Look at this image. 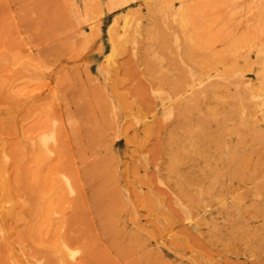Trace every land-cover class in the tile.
I'll use <instances>...</instances> for the list:
<instances>
[{
	"label": "rangeland",
	"instance_id": "1",
	"mask_svg": "<svg viewBox=\"0 0 264 264\" xmlns=\"http://www.w3.org/2000/svg\"><path fill=\"white\" fill-rule=\"evenodd\" d=\"M0 146V264H264V0H0Z\"/></svg>",
	"mask_w": 264,
	"mask_h": 264
},
{
	"label": "bare ground",
	"instance_id": "2",
	"mask_svg": "<svg viewBox=\"0 0 264 264\" xmlns=\"http://www.w3.org/2000/svg\"><path fill=\"white\" fill-rule=\"evenodd\" d=\"M223 108V107H222ZM184 109H185V107H184ZM11 117V116H10ZM6 120V119H5ZM56 133V132H55ZM56 137V136H55ZM4 143V142H3ZM59 143V142H58ZM58 143H57V145H58ZM60 144V143H59ZM26 145H28V144H26ZM44 145V144H43ZM56 145V146H57ZM61 145V144H60ZM41 146V145H40ZM39 146V147H40ZM49 146V145H48ZM1 147V146H0ZM5 147V146H4ZM38 147V148H39ZM44 147V146H43ZM61 147H62V145H61ZM3 148V147H2ZM18 148V147H17ZM25 149V148H24ZM2 152H3V149H0ZM21 150V149H20ZM28 150V149H27ZM1 151H0V154H1ZM24 151H26V150H24ZM32 151V150H31ZM50 151V150H49ZM62 152H63V150H61ZM179 149L177 150V151H172V155H171V158H170V161H169V170L170 171H174L175 170V167L177 166V164H178V162L181 160L180 159V156H179ZM21 152V151H20ZM61 152V153H62ZM4 154V153H3ZM2 154V155H3ZM26 154V153H25ZM55 154V153H54ZM1 156V155H0ZM4 156H7V155H4ZM55 157V156H54ZM7 158H9V157H7ZM2 159L4 160L5 158H3L2 157ZM1 159V160H2ZM22 160H23V158H21ZM11 160V159H10ZM4 162L5 161H3V164H2V167L1 168H3L4 166H5V164H4ZM191 162H192V160H191ZM6 164H8L7 163V159H6V162H5ZM26 163V162H25ZM24 163V164H25ZM16 164V163H15ZM4 165V166H3ZM19 165H21V164H19ZM3 169H5V167L3 168ZM20 169H21V167H20ZM23 169H24V167H23ZM195 169H197V168H195ZM6 170H3V173L5 172ZM25 171V170H24ZM22 172V171H21ZM51 172V171H50ZM3 173H2V175H3ZM67 173V172H66ZM5 174H6V172H5ZM40 173H35L34 174V176L32 175V177H31V180H34V178H36V181L34 182L35 184L34 185H32L31 184V180L29 181V183L30 184H25L24 185V187H23V190H24V192L26 191V188L28 189H32V191H36L37 192V190L38 191H40V187H39V189H38V186H40L39 185V183H41V185H43L42 184V182L43 181H41V175H39ZM46 175V174H45ZM66 175V174H65ZM71 175V174H70ZM75 175V174H74ZM73 175V176H74ZM4 177L6 176V175H3ZM12 176V175H11ZM14 176V175H13ZM3 177V178H4ZM17 177V176H16ZM16 177L15 178H9V179H4L5 180V182H4V196L5 197H8V196H12V192L17 188V190H19V189H21L20 188V186H22L21 185V181L20 180H22V183H24L23 181L25 180L24 178L23 179H18V180H16ZM19 177H21V176H19ZM48 177V176H47ZM43 178V177H42ZM66 178H68V177H66ZM72 178V177H71ZM40 179V180H39ZM54 180V179H53ZM68 180V179H67ZM26 181V180H25ZM40 181V182H39ZM63 181V180H62ZM71 181V180H70ZM75 181V180H74ZM17 182V183H16ZM53 182V181H52ZM51 182V183H52ZM71 182H73V181H71ZM54 183V182H53ZM65 183V182H64ZM138 183V182H137ZM14 184H17V187H15V185ZM71 185H72V183H70ZM115 184V183H114ZM146 184H147V181H146ZM45 185V184H44ZM64 185V184H63ZM144 185V184H143ZM65 186V185H64ZM66 186L67 187H70L69 186V183H67L66 182ZM43 187V186H42ZM72 187V186H71ZM70 187V188H71ZM143 187V186H142ZM66 188V187H65ZM178 188V187H177ZM49 189H50V196L51 197H53V199H54V201H58V200H60V198L62 197V192L60 191V186H55V187H53V184H51L50 186H49ZM183 189V188H182ZM42 191H43V189H42ZM41 191V192H42ZM116 192V191H115ZM40 193V192H39ZM39 193H38V196H39ZM17 195H19V194H17ZM156 195V194H155ZM150 196V195H149ZM156 197H157V195H156ZM18 198V197H17ZM38 198H41V195L38 197ZM1 199V198H0ZM19 200L17 201L16 200V202L13 204L12 202V206H11V208L10 209H8L5 213H3L2 214V217L0 218V222H2V223H4L5 225L6 224H9V225H12L14 222H16V221H18V220H20V218H21V216H22V212H23V208H24V206H25V204H24V201L23 200H20V198H18ZM22 199V198H21ZM3 200V199H2ZM37 200V199H36ZM74 200V199H73ZM11 201V200H10ZM40 201H42L41 202V204H39V202ZM45 201V200H44ZM54 201L52 202V203H54ZM39 202L38 201H36V205H35V207H34V215L36 216L37 215V209H39V208H41L42 210H43V207H41V206H43V205H45V203L43 202V200L42 199H40L39 200ZM50 202V201H49ZM54 205V204H53ZM180 205V204H179ZM46 207V206H45ZM198 207V206H197ZM135 208V207H134ZM183 208V207H182ZM7 209V208H6ZM31 211V210H30ZM32 211H33V209H32ZM186 212H187V214H188V211L186 210ZM33 214V213H32ZM70 215H71V217H73L75 214H74V212L73 213H70ZM33 217V216H32ZM70 217V216H69ZM187 217V216H186ZM67 218V217H66ZM30 221H31V219H30ZM64 221V220H63ZM71 221V220H70ZM39 224H40V221L38 222ZM47 223H48V226H49V231H50V234L52 235V237H53V239H54V241L55 242H59V247L60 248H62L63 249V251H64V253L66 252V248L68 249V250H70V248H68V244H70L71 242H73V241H77V237H76V235L75 234H72L71 232H68V231H66L65 233L63 232V234H61L60 233V231H59V229H60V223H61V219H59V220H56V219H53V218H47ZM135 223V222H134ZM1 225V224H0ZM25 227H27V226H25ZM6 228V227H5ZM4 228V229H5ZM36 229V228H35ZM40 229V228H39ZM137 229V228H136ZM19 231V230H18ZM23 231V230H22ZM41 232H40V234L42 233L43 234V232H42V229L40 230ZM72 232H73V229H72ZM136 232V231H135ZM141 232H142V230H141ZM139 233V232H138ZM150 233V232H149ZM25 234V233H24ZM140 234V233H139ZM21 235V234H20ZM26 235V234H25ZM146 235V234H145ZM23 237H24V235H22ZM141 236V235H140ZM144 236V235H143ZM25 238V237H24ZM32 238V237H31ZM142 238V237H141ZM5 239V238H4ZM7 239H8V237H7ZM62 239V241L60 242V240ZM37 241V240H36ZM2 242H4V240H2ZM26 242V241H25ZM29 242V241H28ZM27 242V243H28ZM132 242V241H131ZM7 243V242H6ZM19 243V242H18ZM30 243V242H29ZM28 243V244H29ZM5 244V243H4ZM9 244V243H8ZM5 246V245H4ZM10 247V246H9ZM5 248V247H4ZM38 248V247H37ZM41 248V247H40ZM52 249V248H51ZM54 249V248H53ZM51 251V250H50ZM58 251V250H57ZM71 251V250H70ZM37 252V251H36ZM56 252V251H55ZM59 252V251H58ZM63 253V254H64ZM56 254H59V253H57L56 252ZM67 256L69 255V254H66ZM54 256V255H53ZM13 257V256H12ZM46 257H47V254H46ZM45 257V258H46ZM62 257V256H61ZM87 257V256H86ZM44 258V259H45ZM56 260H60L59 259V257H56L55 258ZM74 259V258H73ZM12 260H13V258H12ZM16 260H18V257H17V259ZM25 261V260H24ZM30 262V261H29ZM28 262V263H29ZM54 262H55V260H54V258L52 259V260H49V264H54ZM85 261H83V263H84ZM87 263V262H86ZM16 264H18V263H16ZM45 264H47V263H45ZM56 264V263H55ZM76 264H82V261L81 260H78L77 261V263Z\"/></svg>",
	"mask_w": 264,
	"mask_h": 264
}]
</instances>
